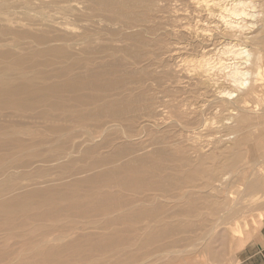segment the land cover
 Returning a JSON list of instances; mask_svg holds the SVG:
<instances>
[{
    "label": "bare ground",
    "instance_id": "6f19581e",
    "mask_svg": "<svg viewBox=\"0 0 264 264\" xmlns=\"http://www.w3.org/2000/svg\"><path fill=\"white\" fill-rule=\"evenodd\" d=\"M261 1L0 0V37L8 36L0 40V112L28 113L41 105L46 108L43 112L59 110L66 107L64 93H69L79 102H99L83 113L82 121L104 125L125 122L132 128V135L127 133L130 139L139 134L137 126L142 124L144 129L154 126L162 133L147 145L150 149L133 156L134 162L115 160L120 165L84 177L87 181L113 177L110 182L121 190L139 194L134 202L131 197L111 198L105 192L85 200L80 194L63 196L70 202L40 211L42 205L54 204L62 197L61 192L54 193L57 189L43 188L39 182L21 191L25 186L14 181V173L0 180V223L20 224L33 215L35 220L57 221L70 213L83 219L69 225L36 226L30 238L10 246L2 243L0 264H17L29 256L34 259L27 264H67L61 261L67 256L75 254L84 260L92 253L110 254L108 264H132L130 248L136 240L124 234L129 230L113 226L144 221L160 225L157 230L138 227L145 230L144 244L162 236L181 235L191 231V226L210 225L198 239L210 242L224 237L223 256L214 262L233 263L227 254L241 250L264 221V141L253 140L252 149L246 147L253 139L254 123L264 116V53L260 49L264 34L260 35L257 27L255 33L250 31L262 17L258 9ZM103 57L110 61L97 64ZM60 60L66 62L57 64ZM136 90L133 98L117 97L119 91L132 94ZM103 117L106 119L101 122ZM168 123L171 129H163ZM176 127L178 132H172ZM109 128L101 134L106 144L112 135ZM96 138L95 132L89 131L85 140L91 144L85 146L86 153L97 148ZM11 140L0 136V147ZM129 144L114 148L103 161H113ZM148 157H161L167 164L153 163ZM135 161L140 166L132 174ZM2 165L0 171L9 168ZM162 168L169 173L153 175ZM122 170L132 171L123 175ZM132 202V209L118 211ZM211 205L221 209L214 213ZM169 206L176 210L169 211ZM260 206L262 210H258ZM33 209L36 212L29 217L20 218ZM109 213L113 215L106 216ZM250 213L251 221L247 219ZM96 215H104V219L89 220ZM173 217L178 223L169 221ZM111 226L106 233L90 230ZM58 230L63 231L53 235ZM29 245L35 249L28 256L19 253L20 247ZM116 252H124L125 258L111 260ZM171 253L191 252L186 248L169 250Z\"/></svg>",
    "mask_w": 264,
    "mask_h": 264
},
{
    "label": "rangeland",
    "instance_id": "374dc122",
    "mask_svg": "<svg viewBox=\"0 0 264 264\" xmlns=\"http://www.w3.org/2000/svg\"><path fill=\"white\" fill-rule=\"evenodd\" d=\"M262 2H264V0L260 2V5H259L260 7H258L259 10L261 9L260 11L262 13L261 14L262 17L257 18V22H255V23H257V25L254 26V28L253 27L250 28V31H252V33H255L256 29L258 28L257 31L260 32V35L264 34V15H263L264 9L261 8V7H264V3H262ZM49 9L52 10V8H49ZM249 20L254 22L253 18H251ZM262 21H263V23H262ZM261 23L263 24V26L261 25ZM6 37H8V36H6ZM6 37L1 36L0 40H3ZM26 47H28V46H26ZM260 49L262 50V53H264V45H261ZM177 60L178 59L171 60L169 62V65L174 64ZM103 61H104V63H107V61H110V60L108 57H103L102 59H100L96 62L98 64V63H101ZM65 62H66L65 60H60L57 64H64ZM159 69H161V67H159ZM80 70H78V71H80ZM120 93H121V95H119V96H117L116 93L115 94L119 98H125L126 96H127L126 99L129 97L133 98L135 93H137V90L132 92V94H130L128 91L127 92L126 91L125 92L119 91V94ZM64 95H65V97H67V105H66V107H63L62 109H59V110H44L45 112H47V113H45V112H43V109L45 107L41 105V106H38L33 112H28V113H19V112H15L13 110H5V111L0 112V136L2 138L12 139L8 146L0 147V164H3L2 166H4V167H9V168H6V170L4 172L0 171V180L8 178L9 173H14L15 174L14 181L18 184L25 186V188L22 189L21 191H25L27 189H30L31 187H28L29 185H31L34 182H39V183H41L40 186L43 188H47V187L50 188L51 187L53 189H57L56 191H54V193H57L58 191L61 192L62 197H59L55 201L54 204L53 203L52 204L47 203V204L42 205L40 211L45 210V209H50L55 204H67L68 202H70V200H66L65 198H63V196L76 197V196H79L80 194H82L80 196H83L82 199L85 200L88 198H90V199L95 198L98 195L105 192L111 198H113L112 196H114V195H115L114 198L118 197L120 199H121V197H122V199L127 198V197H129V198L131 197L132 201L134 202V199L136 200V198L139 196V194L136 193L134 190H132V191L125 190V189L121 190L122 188L120 186L114 184L113 181L110 182V180L113 177H108V178L102 177V178H100L101 182H100V180L99 181L95 180V178L93 180L90 179L87 181L86 179H84V177L85 176H91L95 172H98V170L110 167L111 165L112 166L116 165L118 162L121 164H125V163H127V161L129 162L131 160L134 162L136 157H133V156H135V154L138 155V154L144 153V150L146 148H147V150L150 149L151 146H149L150 147L149 148L147 145H150V142H152L156 137H159L162 133L158 132L157 128H155L154 126H147V128L144 129L143 124H142L141 126H137V129L139 128L138 129L139 134L137 136H134L133 139L131 136V139H130L127 137V133H131L132 128L129 127L127 124H125V122H122V123L116 122L114 124L111 123V125H110V123L104 125V124H100L99 122H95L93 120H91V121L89 120L88 122L82 121L81 116L83 115V113L85 111H87L88 109L93 108L94 104L99 103V102H96L94 100L92 102H85L84 103V102H79V101L73 99L74 96L72 94L64 93ZM116 96L114 97V95H113L112 98H116ZM184 96H185V94L183 95V97ZM166 99H169V98L167 97ZM73 103H76L77 105L73 104ZM8 111H11V112L8 113ZM57 113H59V114H57ZM2 114H4V115H2ZM35 116L37 118H35ZM62 118L64 119V121L62 120ZM70 119H72V120H70ZM105 119H106V117H103L101 122H103V120H105ZM15 120H17L18 122ZM19 120L21 121V123H19L20 122ZM25 121H26V123L24 124L23 122H25ZM52 121L55 122V124ZM8 124H10V125L12 124L11 127H9L10 125H8ZM51 124H53L52 125L53 128H51ZM169 125H170V123H168L167 125H163L162 128L163 129H167V128L169 129L170 128ZM82 127H83V129H82ZM84 127H85V129H84ZM106 128H109V130L112 133V135L109 136V140L107 141V144L104 142L103 135H101L102 132L104 130H106ZM126 128L127 129L130 128V129L127 130ZM88 130L91 132H95L97 138L95 139L94 143L98 142V144H97L98 146H96L97 147L96 149H92V151L86 153L85 148L89 147L91 144L90 141L85 140L87 138V134L89 133ZM124 130H126V131H124ZM145 130H146V132H145ZM252 130H253V132H252L253 133V139L251 140L250 144H247V146H246V147H249V145H250L251 149L254 145V143H253L254 141L256 143L264 141V116L254 123V128L251 129V131ZM174 131L178 132V127H176L175 129H172V132H174ZM173 134H175V133H173ZM131 135H132V133H131ZM142 135H144V137H142ZM168 135L170 136L171 132L168 133ZM255 135H256V138H255ZM100 136H102V137H100ZM68 137H69V139H68ZM124 137H127V138H124ZM60 139H62V141ZM148 139H151V140H148ZM58 141L60 143H58ZM128 142L130 144L128 145V149H126V151H125L126 153L124 152L123 154H120V156H116V158H114L113 161H110V162L103 161L104 157L111 155L112 154L111 152H114L115 149L117 150L118 147H123L120 145L127 144ZM55 143H57V144H55ZM102 144H104V145H102ZM77 145H79V147ZM7 148H8V150H7ZM134 148H136V149H134ZM138 148L140 150H138ZM41 149H43V150H41ZM147 150H145V151H147ZM77 153L79 154L78 156H76ZM77 157H80V158H77ZM247 157H251V154L248 153ZM76 158H77V160H76ZM148 158L151 159V160L149 159L148 161H152L153 163H157L159 165L163 164L164 166H166V164H167V162L165 160H163L161 157H148ZM115 160H117L118 162H116ZM121 161L125 162V163H122ZM95 163H98L97 166L91 167ZM119 163L117 165H120ZM261 163L264 164V160ZM10 166H12V167H10ZM139 166L140 165L138 164V162L135 161V163H132V170L133 171L132 170H128V171L122 170V172L120 171V174L124 175L129 171H132V174H134V172L137 170V168ZM78 167H80V168H78ZM17 171H19V173ZM169 171L170 170H168V169L165 170V168H162L158 171H155L153 173V175H157L159 177L160 175L167 174V172L169 173ZM82 172L85 174H83ZM45 181H49V182L44 183ZM111 183H112V185H111ZM99 184H101V186ZM106 185H108V186H106ZM97 186L99 187V189L97 188ZM154 192L159 193L157 191H150V192L146 191L145 193L146 194H148V193L153 194ZM89 194L91 196L92 195L93 196L91 197ZM36 198H38V196H36ZM133 202L130 204L122 206V208H120L118 211H121V210L126 211V210L132 209L134 207L133 205H135V204H133ZM136 204L140 205L139 201ZM169 207L171 208L169 211L176 210L174 206H169ZM262 208H263V206H260L258 210H262ZM117 209L118 208H115L114 210L112 209V211H116ZM219 209H221L220 206L216 207L215 205H211V210L214 213L216 211H218ZM34 212H36V209L30 210L27 213L26 212L22 213L21 214L22 216H20V218L24 219L28 216V214L31 215ZM255 212L257 213L258 211H254V213ZM112 215L113 214H110V213L106 214V216H112ZM33 216H31V218L28 216L29 219L26 221L24 220L22 223H20L21 225L18 223V221L15 223H11V222L10 223H8V222L0 223V243H1L0 245L5 244L6 246L7 245L10 246L11 244L14 243V241L15 242L17 240L24 241L25 239L30 238L32 236L31 229L37 228L36 226L69 225V223H79V221H77V220H80V221L83 220V219H80L79 216L77 217L76 213L67 214L64 216L65 218L63 217V219L57 220V221H55V220H44L43 217H41V218L38 217L35 220V219H33ZM103 216L104 215L92 216L91 218H89V220H96L97 218H98L97 220H103L104 219V218H102ZM252 216L253 215H251V213L248 214L247 219L249 221H251L250 218ZM216 217H217V214L212 216V219L214 220ZM176 219H177V217H173V218L169 219V221H171L172 223H178V221H176ZM147 222L148 221L139 222V223H132V224L122 222L121 224L119 223V224L113 226L115 228H121V229L129 230V233L125 232L124 234L126 236H130L132 238H135L134 240H136V241H132V246L130 248V253L132 254V264H137V263H145V264L146 263H148V264H217L214 261L215 260L217 261V259L220 258V256L221 257L223 256L222 252H223V248H224V244H225V241H224L225 238L224 237L221 238L218 236L215 240H211L210 242L207 239H204V240L198 239L201 236L205 235V232H206L205 230L210 228V225L209 226H203L202 228L191 226L189 229L191 231H188V232L186 231V233L182 232V233H180L181 235L172 234V235H168V236H162V237L154 239L153 241H149L147 244H144V240H146V236H145L146 233H144L145 230H143L142 228L138 229V227L139 226L142 227V225L144 227L145 225H147ZM80 223H82V222H80ZM14 226H15V228H14ZM147 226L148 227L145 228L147 230L150 228L156 229V230L160 228V225L157 224L156 222H150ZM220 227L222 228V226L220 225L219 228H217L218 231H221ZM263 227H264V221L262 222L261 227L256 231L255 235L253 236L254 238H252L241 250L237 251L235 254H232V256L227 254V256L229 257V260L231 262L233 261L232 264H240L241 260L246 256H249V258H251V253L248 250L249 249L248 247L253 246L257 243V241L260 239L259 236L261 234V230L263 229ZM13 229H16V230H13ZM111 229H112V226L109 228H106V229H99V230L98 229H90V230L91 231L97 230V232L106 233V232H109ZM130 229H131V231H130ZM18 230H20V231H18ZM62 231L63 230H58L57 232H53V235L57 234L58 232L60 233ZM13 232H18L19 236H16V233L13 234ZM8 235H10V236H8ZM197 240L199 242H197ZM172 241H174V242H172ZM195 242L198 243V245L196 247L188 246V245L193 244ZM207 244H210L209 250H208L209 245H207ZM153 246H154V248H153ZM158 247H161V248H158ZM188 247H190V248H188ZM0 248H1V246H0ZM186 248L189 249V252H191L189 255H186V253L168 254L169 250L171 252L175 251V250L181 251V250L186 249ZM34 249H35V247L30 246V245L26 246V247H20L19 253H21L25 256H28V254L31 251H33ZM164 252H166V253H164ZM204 255H207V257L205 256V259L203 258ZM252 255H253V252H252ZM125 256H126V254H124V252H116L114 254V256L111 257V260L124 259ZM198 256H200V257H198ZM107 257H110V254H108V253H105V254L104 253H98V254L92 253V254L88 255V257L86 259L81 260L74 254L72 256H67L65 259H63L61 261L67 262V264H90V263L108 264V262H106V260L109 258H107ZM206 258H207V260H206ZM33 259L30 256L28 259H27V257H25V258H22L20 260V262H18L17 264H21V263L27 264L29 261H32ZM208 259H210V261L211 260L212 261L210 262ZM206 261H207V263H206Z\"/></svg>",
    "mask_w": 264,
    "mask_h": 264
},
{
    "label": "crops",
    "instance_id": "0c3cea01",
    "mask_svg": "<svg viewBox=\"0 0 264 264\" xmlns=\"http://www.w3.org/2000/svg\"><path fill=\"white\" fill-rule=\"evenodd\" d=\"M259 238L255 245L248 247L251 258L249 256L244 257L240 264H264V227L261 230Z\"/></svg>",
    "mask_w": 264,
    "mask_h": 264
}]
</instances>
